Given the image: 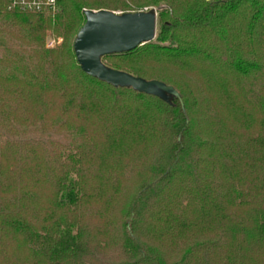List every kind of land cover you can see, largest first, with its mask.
I'll use <instances>...</instances> for the list:
<instances>
[{"label": "trees", "instance_id": "1", "mask_svg": "<svg viewBox=\"0 0 264 264\" xmlns=\"http://www.w3.org/2000/svg\"><path fill=\"white\" fill-rule=\"evenodd\" d=\"M160 1L171 11L159 12L156 38L102 60L180 97L115 87L81 68L73 43L85 9L128 12ZM133 2L138 9L126 0H62L53 19L0 0V19L26 46L0 58V122L72 127L96 151L86 171L59 150L33 147L29 159L17 153L20 143L0 141V264H104L103 232L78 211L99 193H119L126 168H145L148 155L155 177L121 214L124 264H264V84L250 98L264 75V0ZM49 30L64 35L62 45L46 48ZM236 140L241 150L232 151ZM47 167L53 196L30 202Z\"/></svg>", "mask_w": 264, "mask_h": 264}, {"label": "rangeland", "instance_id": "2", "mask_svg": "<svg viewBox=\"0 0 264 264\" xmlns=\"http://www.w3.org/2000/svg\"><path fill=\"white\" fill-rule=\"evenodd\" d=\"M126 2L130 6L131 10L139 8L133 0H126ZM147 6H154L158 10L156 28L157 34L159 30V12L163 9H169L170 11L171 9L165 1L152 3ZM115 11L122 10L117 9ZM54 36L61 37L62 41L60 43H56L52 47H49L47 42ZM63 41L64 35H57L53 30H49L46 35V48L58 47L63 44ZM20 47L26 49V46L22 45V43L17 40V30L14 26H12V22L10 20L5 21L4 19H0V58H8L9 56L11 58H16L17 49H20ZM15 69H17V67L13 66L11 71L16 72ZM262 77V79L254 78V85L251 89L253 90V93L250 95L252 100L254 97L253 94H260L261 87L264 84V75ZM249 87L250 85H248V88ZM3 118L4 116L0 112V121H3ZM11 128L12 130L6 129V127L0 122V141L4 145L6 141H8V144L12 142L20 143L21 147L17 149L18 154L22 153L23 155H28V158L30 159V157L35 156L33 147L40 148L41 151L59 150L64 159L68 158V160L70 159L73 162V159L71 158L73 157L75 159L73 163L78 169H83L84 167L83 170L87 171L88 169L94 168L93 166L87 168V165L84 162L89 160L90 156L96 153L95 146L87 139L86 136L78 131V129L70 127L63 130L58 129V125H55L52 129L45 130L41 129L38 125H19L17 121H11ZM234 138L236 139L237 137ZM8 144L5 147H7ZM15 147H17V145H14V148ZM235 147L237 150H241V144H239L238 140L230 142V150L232 149V151H235ZM42 155L45 158L47 153ZM145 162V168L143 169H134L133 166L135 165H130L129 168H126L123 176L125 187L119 193L115 191L114 187L109 195L106 193H99L96 201L92 203H85L81 206L82 209H79L78 211L79 218L83 217L86 219L85 223H91L95 228L101 229L103 232V238L102 240H99L102 242V245L106 246V250L102 253V257L104 258L103 261L105 262L104 264H109L110 262L112 264H124L130 261L124 250L125 229L122 225L124 219L121 214H124L125 211L133 205L132 201L141 182L152 181L155 177L154 171L152 170L153 165L151 164L152 161L150 160V155L147 156ZM18 163L19 158L13 159L11 166L15 167ZM46 171L47 179L42 178L37 181V185H35L32 191L34 197L30 198V202L35 201V199H39L40 202L42 201L47 204L46 202L48 201V198L53 196L54 180L52 179V174L49 172L48 167L46 168ZM73 175L76 176L77 173H73ZM41 209L42 207L39 211ZM100 221L103 225L100 224ZM94 233L98 234L97 230ZM141 233L144 235L142 238L147 237V234L145 235L143 229Z\"/></svg>", "mask_w": 264, "mask_h": 264}, {"label": "water", "instance_id": "3", "mask_svg": "<svg viewBox=\"0 0 264 264\" xmlns=\"http://www.w3.org/2000/svg\"><path fill=\"white\" fill-rule=\"evenodd\" d=\"M85 23L74 39V51L81 68L115 87L136 91L164 100L180 97L178 90L158 79H145L106 65L102 57L131 51L156 38L154 11L116 12L110 9H85Z\"/></svg>", "mask_w": 264, "mask_h": 264}, {"label": "built area", "instance_id": "4", "mask_svg": "<svg viewBox=\"0 0 264 264\" xmlns=\"http://www.w3.org/2000/svg\"><path fill=\"white\" fill-rule=\"evenodd\" d=\"M61 1L62 0H8V9L11 11L44 13L55 19L62 11ZM134 11H154L158 18V10L154 6H144ZM116 12L122 13L123 11ZM61 41V37L54 36L47 42V45L52 47Z\"/></svg>", "mask_w": 264, "mask_h": 264}]
</instances>
